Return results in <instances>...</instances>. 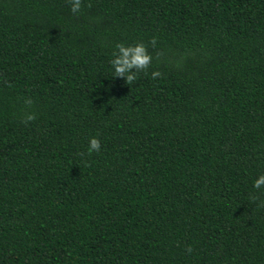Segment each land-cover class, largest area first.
<instances>
[{"label":"trees","instance_id":"1","mask_svg":"<svg viewBox=\"0 0 264 264\" xmlns=\"http://www.w3.org/2000/svg\"><path fill=\"white\" fill-rule=\"evenodd\" d=\"M261 174L264 0H0V264H264Z\"/></svg>","mask_w":264,"mask_h":264},{"label":"clouds","instance_id":"2","mask_svg":"<svg viewBox=\"0 0 264 264\" xmlns=\"http://www.w3.org/2000/svg\"><path fill=\"white\" fill-rule=\"evenodd\" d=\"M69 3L73 14L81 10L82 0H69ZM88 6L91 7L90 4ZM156 42V38L153 37L149 41V44L155 47ZM152 60L153 57L148 52V46L143 42H138L134 45H125L123 42L116 43L115 50L112 52V59L110 60L113 77L123 78L127 85H131L138 79L139 73L147 71ZM151 75L153 79H156L161 76V73L159 71H153ZM24 104L26 107L31 108L33 101L31 98H25ZM35 119L36 114L29 111L23 114L22 122L28 124ZM100 146V140L98 138H90L87 154L91 155L93 152H99ZM80 155L83 156L84 153H80ZM262 186H264V174L259 175L253 182L255 189H260ZM251 199L255 202L258 197L252 196ZM186 251L191 252V246H187Z\"/></svg>","mask_w":264,"mask_h":264}]
</instances>
